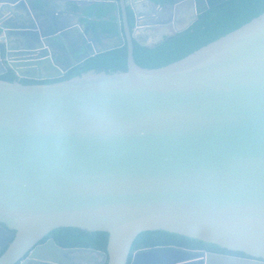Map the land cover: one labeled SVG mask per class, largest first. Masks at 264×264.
<instances>
[{"label": "water", "instance_id": "obj_1", "mask_svg": "<svg viewBox=\"0 0 264 264\" xmlns=\"http://www.w3.org/2000/svg\"><path fill=\"white\" fill-rule=\"evenodd\" d=\"M33 1L43 16L65 4L66 15L116 24L121 43L86 58L126 45L128 70L23 84L62 78L86 59L58 65L53 40L63 43L64 25L40 27ZM155 4L163 0H0V75L12 69L19 78L0 80V229L12 233L0 264H65L53 257L79 251L128 264L147 231L249 258L157 247L137 251L131 264H264V13L184 59L145 69L134 41L154 46L139 41L146 29L163 28V40L209 8L175 0L169 20L139 26L140 9ZM186 11L191 18L178 27ZM61 228L107 233V252L64 250L52 239L32 251Z\"/></svg>", "mask_w": 264, "mask_h": 264}, {"label": "trees", "instance_id": "obj_2", "mask_svg": "<svg viewBox=\"0 0 264 264\" xmlns=\"http://www.w3.org/2000/svg\"><path fill=\"white\" fill-rule=\"evenodd\" d=\"M207 1L209 8L206 9V6L199 8L201 13L198 16V20L189 29L176 34L171 33L163 41L152 47L144 46L140 42L134 41V59L136 64L145 69H158L168 66L186 58L221 37L240 29L264 13V0ZM35 3L38 6L41 5L40 1H35ZM113 30H115V25H113ZM127 58L128 48L125 45L124 47L89 58L84 63L69 70L62 78L43 81L23 79L21 82L23 84L35 85L58 83L79 77L91 70L97 72L105 71L107 73L126 72L128 70ZM18 79L16 72L12 69L0 75V80L11 83ZM56 231L58 232L60 230ZM99 236L101 237V241H95L89 247L107 251L109 235L105 232H100ZM75 245L80 246V244ZM161 245H173L192 250H203L211 253L249 258L241 252L229 251L213 244H207L199 240L165 231H147L141 233L133 244L132 252L140 248H153ZM2 253H0V256ZM130 261L131 257L128 264H130Z\"/></svg>", "mask_w": 264, "mask_h": 264}, {"label": "flooded vegetation", "instance_id": "obj_3", "mask_svg": "<svg viewBox=\"0 0 264 264\" xmlns=\"http://www.w3.org/2000/svg\"><path fill=\"white\" fill-rule=\"evenodd\" d=\"M174 2L175 0L163 1V7H158L157 4H155L154 7H145V6L142 7L140 9L141 14H142L141 16L142 20L139 22V26L144 28V27H149L148 24H157V23L165 22L169 20V18L172 17L171 15L172 10L169 8V6L172 5ZM39 6L37 5V3H35V1L32 2V7L34 8V17L36 20H38L40 27L51 29V28H54L53 26L56 24V22H58V24L64 25L63 43H60L59 40H53L54 46L52 48V53L54 55L56 62L58 63V65L62 67H68L78 62L79 60L86 58L88 55L96 53V51L100 50L102 46L109 47V46L121 43L118 36L115 35L117 33L116 32L117 27L115 26V30H113V25H116V24L112 25V23L100 22L98 20H89L87 18H81V17L73 16V15H66L65 13H62L64 10L68 9L65 4H54L52 7L48 6L49 13L47 16H43L44 15L43 10L42 11L37 10L39 9L38 8ZM93 8L94 6L91 8H88V11H87L88 15H91V13L93 12ZM147 9L149 10L153 9V11H156L158 13V15L156 16L157 18L148 17L147 15L145 16V13H146L145 11ZM69 11H71V7L69 8ZM102 12H103V8H100L99 12L97 13V16L100 18H104L105 15L102 14ZM190 18H191V14L188 11H186V13L183 14L182 17L178 20L177 26L182 27L186 25L188 21L190 20ZM130 21H131L132 28H134L136 26L135 19L132 17ZM110 26H112L111 27L112 30L109 33L114 34V39H110L111 36L103 37L101 35V34L106 33L104 28H109ZM174 28H175V24L172 25V27L170 28V32H173L172 29ZM163 30H164L163 28H154L152 30L146 29L145 35H143L142 38H139V41H141L144 44L155 45L163 41V40H159L160 35L164 34ZM51 31L55 32L54 29H51ZM169 35H165L164 38ZM124 37H126L125 34H124ZM88 59L89 58H86L84 61H82V63H84ZM57 230H60V231L58 232L56 230L52 231L46 238H44V240L38 243L32 249V251L36 250L35 248L37 246H40V245L43 246L49 240L52 239L55 241L57 246H59L60 248H63L64 250L80 249V250H96L100 253L107 252L104 250H99V249H94L92 247H89V245L93 244L95 241L97 242L101 241V237L99 236L100 232L89 231V230H84V229H79V228H61ZM11 236H12V233L10 231H7L6 229H3V230L0 229V253H2L4 249L8 247L9 244L11 243L12 241ZM8 240L10 242H8ZM75 244H80V246H77ZM158 247L182 248V247H177L173 245H161ZM153 248H157V247H153ZM143 249H146V248H140L133 252L131 251V254H130L131 261H132V258L134 257V254L137 251H140ZM188 250L195 251V252H201V250H192V249H188ZM31 253L32 252L30 251L24 258H29ZM46 253H48L50 256H54V255H51L48 251ZM130 257H129V260H130ZM53 258H60L61 261H63L65 264L66 263L67 264H101L105 256L99 253L96 254V253H92L89 251H79L75 253L55 256ZM62 258H66V259H62ZM164 258H167L166 260L168 262V260L172 258V256L168 255ZM131 261H130V264H131Z\"/></svg>", "mask_w": 264, "mask_h": 264}, {"label": "crops", "instance_id": "obj_4", "mask_svg": "<svg viewBox=\"0 0 264 264\" xmlns=\"http://www.w3.org/2000/svg\"><path fill=\"white\" fill-rule=\"evenodd\" d=\"M116 26V25H115Z\"/></svg>", "mask_w": 264, "mask_h": 264}]
</instances>
